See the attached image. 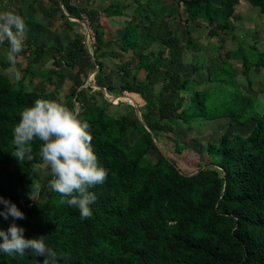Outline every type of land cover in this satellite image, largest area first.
Masks as SVG:
<instances>
[{"label": "trees", "instance_id": "obj_1", "mask_svg": "<svg viewBox=\"0 0 264 264\" xmlns=\"http://www.w3.org/2000/svg\"><path fill=\"white\" fill-rule=\"evenodd\" d=\"M216 1L173 3L183 8L184 25L199 19L208 26L206 38H212L228 30V20L240 0ZM244 1L264 15V0ZM50 2L55 12L61 11V5L70 17L65 0ZM166 8L163 4L158 10L149 8L151 19L143 25L134 22L139 17L135 7L122 26L117 43L131 59L117 71L131 82L115 88L105 84L103 75L97 80V85L108 92L136 94L143 101L144 112L138 123L125 116H109L85 90L76 91L81 85L77 77L75 88L64 96L62 105L70 110H74V102L78 103L75 114L89 123L93 150L108 172L102 185L90 189L97 196L90 205V218L81 219L78 209L60 203L62 197L47 187L51 174L36 191L38 196L44 195L43 201L27 195L28 186L33 181L38 184L37 166L44 163L39 156L42 142H33V159L20 163L11 155L15 151L13 129L26 107L33 106L37 99L49 98L24 86L29 65L19 81L0 74V196L25 214V219L15 221L0 217V229L6 231L14 222L25 229L26 239L44 236L45 243L57 253L56 264H264V115L255 111L252 97L239 92L235 71L226 62L239 60L245 76L252 67L264 69V52L250 47L245 54L237 45L224 53L225 61L220 66L208 63L204 67L205 82L213 86L196 89L190 78L197 68L191 66L187 73H179L178 68L183 52H197L200 46L185 26L180 29L181 44L173 40ZM121 11L122 7L115 4L102 9L107 18ZM92 30L93 43L101 45L100 31ZM153 42L161 48L150 50ZM23 43L28 49L26 41ZM44 49L43 45H34L28 53V64L44 60ZM49 51L51 56L60 52L56 47ZM95 66L101 72V64L95 62ZM140 70L144 78L139 81L136 73ZM49 79L46 76L47 82ZM158 85H171L169 92L177 97L166 100L154 91ZM258 92L264 96V81ZM172 119L187 129L192 123L217 119L251 125L244 136L222 134L215 143H206L204 154L213 168L198 167L189 175L159 150L154 162L145 160L150 148L156 149L152 139L159 133L172 132ZM132 133H137V138L129 143ZM44 259L30 250L23 256L0 252V264H43Z\"/></svg>", "mask_w": 264, "mask_h": 264}, {"label": "rangeland", "instance_id": "obj_2", "mask_svg": "<svg viewBox=\"0 0 264 264\" xmlns=\"http://www.w3.org/2000/svg\"><path fill=\"white\" fill-rule=\"evenodd\" d=\"M0 2L3 1L0 0ZM173 2L174 0H89L87 2L71 0L74 5L72 6L67 2L68 7L71 9L70 17H68L62 6L60 12H55L54 5L50 0H13L12 4H9V0H7V6L5 7L3 2L4 6L0 7V11H13L22 16L25 23L28 22V26L22 35L28 49H25L24 46L23 58L20 63L15 64L14 71L22 73L24 67L28 66L29 51L33 49L34 45H43L45 46L44 51L47 57L35 65H29V73L26 74L23 82L27 90L34 89L33 87L36 84L35 90L45 91L49 95V100L61 103L63 97L67 96L75 88L74 80L77 77L81 81V86L78 85V89L85 90L95 104L109 116L118 118L124 115L131 120H136L138 123L139 120L136 117L134 106L140 111L144 109L140 108L142 105H138L139 102L130 103V100L121 101L114 99V97L123 98L127 96L128 94L125 92L121 94L115 92L106 93L107 97L103 91L99 92L92 86L97 82L96 77L91 79L92 74L90 75L92 71H96L94 59L96 60L97 58L98 60L100 58L99 61H102V63L107 62L114 69L115 64L120 62L121 55L113 60L108 57L103 59L102 57H97L96 53L101 46L98 43H93L91 31L94 28H100L104 32L111 31L113 33V28L116 30L120 27L121 29L124 22L132 17L135 7L139 11V17H136L134 22L147 25L151 19L148 9L158 10L163 4L167 5L166 12L170 15L168 27L174 41L181 43L180 29L185 26L197 44L204 45L203 42L201 44L199 41H205L208 26L199 19L184 25L182 23L184 17L182 7ZM212 2L217 4L216 0H212ZM108 3L122 7L120 15L112 14L111 18L104 17L99 11ZM146 3L149 4L148 7ZM43 10L46 13H43ZM77 15L83 17V19H79ZM84 20L86 21L85 23ZM228 23V30L216 35V45L212 50L205 48L203 53L185 51L183 59L186 66H183L181 71L182 73H187L191 66L197 68L190 78L191 81L197 84L196 89H205L208 86H213L205 82L204 67L208 63L220 66L225 61L223 55L226 51H233L237 45H241L244 53L249 54L248 49L250 47L255 49L254 46L258 45L255 43H261L264 40V16L258 12L257 8L250 7L245 1L241 0L234 6L233 14L229 18ZM84 24L87 26V30ZM105 34L106 36L109 35L108 33ZM80 40H82L80 44L83 47L79 44ZM5 46H0V74L7 77L10 81H14V76L12 71H10L12 65L6 58L7 49L5 50ZM54 47L60 50L57 56H51L49 51V48ZM160 48L161 46L157 42H153L149 49L155 51ZM114 49L116 51L118 49L117 46ZM255 51L258 52L256 49ZM122 57L126 58L130 57V55L127 52ZM52 60L58 63L57 67L52 64ZM226 62L235 71L234 80L240 93H248V90L255 88L253 74L249 75L248 78L247 74L243 76L239 60L228 59ZM103 73L106 74L104 69ZM254 75L256 78L261 77L262 81H264V70H256ZM46 76L50 78L48 82L46 81ZM122 83L123 80L120 77L116 79L114 76L109 84L119 88ZM170 88L171 86H168V88L162 87L160 92L164 96L168 94L167 97L170 98ZM255 89L254 93H256ZM157 90L159 89L157 88ZM76 104L75 102V108ZM254 106L258 114L264 115V96L259 92L256 99H254ZM250 125V123L237 125L228 122L227 119H217L214 121H199V123L192 124V131H184L181 127L175 126L172 128L171 134L161 136L159 145L155 144L156 149L150 148L145 160L154 162L159 155V150L161 154L171 159L177 168L185 174L196 173L198 167L212 169L213 167L209 166V159L204 154V145L206 143H215L222 134H226L229 137L235 133L244 136ZM136 138L137 134L132 133L129 136V143H132ZM178 147L182 148V150H179ZM49 175L50 170L47 165L43 163L37 166L38 184L46 183ZM31 185L26 190L27 195L30 198L43 201L44 195L38 196L36 191L31 192Z\"/></svg>", "mask_w": 264, "mask_h": 264}, {"label": "clouds", "instance_id": "obj_3", "mask_svg": "<svg viewBox=\"0 0 264 264\" xmlns=\"http://www.w3.org/2000/svg\"><path fill=\"white\" fill-rule=\"evenodd\" d=\"M5 7L7 0H4ZM22 16L13 11H0V46L7 44L6 58L12 65L14 79L19 81L22 74L14 71L17 58L24 50L22 35L26 30ZM89 123L80 120L73 110L54 101L37 99L34 105L26 107L13 129L12 152L20 163L33 159L32 144L40 141L39 156L50 169L52 179L48 181L49 190L58 193L69 207L79 210L81 219L90 218L97 196L90 191L102 185L108 176L107 170L99 164L93 150V137ZM41 185L32 182L31 192L38 191ZM0 217L6 221L25 219V214L15 203L0 196ZM25 229L14 222L8 229H0V252L8 256H23L26 251L35 256L45 257L43 264H56L57 253L49 247L44 236L26 239Z\"/></svg>", "mask_w": 264, "mask_h": 264}, {"label": "crops", "instance_id": "obj_4", "mask_svg": "<svg viewBox=\"0 0 264 264\" xmlns=\"http://www.w3.org/2000/svg\"><path fill=\"white\" fill-rule=\"evenodd\" d=\"M1 1H3L4 2V0H1ZM64 1V0H63ZM82 1H84V2H87V1H89V0H81V2ZM106 1V0H105ZM241 1V0H240ZM242 1H244V0H242ZM3 2H0V7L2 6H4L3 5ZM65 2L67 3H69L70 5H74V4H72L71 3V0H65ZM13 3V0H9V4H12ZM108 4H110V3H108ZM107 4V5H108ZM106 5V6H107ZM15 7H16V5H14ZM105 6V7H106ZM167 6V5H166ZM104 8V7H103ZM103 8H101L100 9V13L103 15V13H102V9ZM182 10H183V8H182ZM104 16V15H103ZM262 16H264V15H262ZM105 17V16H104ZM114 29V31H113V33H111V31H106V32H104V31H102L100 28H97V30L98 31H100V33H101V47H100V50H98L97 51V53H96V56L97 57H102V59L103 58H109V59H115V58H117L118 56H120L121 55V58L119 59L120 60V62L118 63V64H115V67H114V69L113 68H111L110 67V64H108L107 62L106 63H102V61H99L100 60V58L97 60V58H96V60L94 59V62H98V63H100L101 64V72H98V70H97V66H95L96 67V71H92L91 73H90V75H91V79H94L95 77H96V81L99 79V77L98 76H104V79H103V77H101L102 79H103V81L105 82V84L107 85V86H111V87H114L113 85H110L109 83H110V81H112L113 80V78H114V76L116 77V79L118 78L119 79V77H120V79L121 80H123V83L122 84H120L121 86H124V85H126V84H129L130 82H131V79L130 78H126V77H124L123 75H121L118 71H117V67L118 66H120V65H122V64H124V63H126V62H128L130 59H131V55H130V53H129V55H130V57H126V58H124V57H122V56H124V55H126L127 54V52H122V51H120V49H119V44L117 43V40L119 39V37L122 35V32H123V30H122V28L120 29V27H118V29H116L115 30V28H113ZM120 30V31H119ZM105 33H108L109 35L108 36H106V34ZM216 38L217 37H212V38H206L205 39V41H199V43H201V42H203L204 43V45H199L200 47L198 48V51L196 52V53H203V51H204V49L205 48H208L209 50H212L213 48H214V46L216 45V43H215V41H216ZM23 39V38H22ZM24 41V40H23ZM176 43H178V42H176ZM178 44H181V43H178ZM202 44V43H201ZM255 44H258V45H255L254 47H255V49L258 51V52H264V40L260 43H255ZM115 46H117V48L118 49H116V51H115ZM5 50H6V47H5ZM118 50V51H117ZM184 54H185V51L183 52V54H182V63H181V65L179 66V68H178V71H179V73H182V69H183V66H186V65H184L185 63H184V59H183V57H184ZM112 55V56H111ZM25 56H27V55H25ZM104 56V57H103ZM22 58H23V54H19V56H18V58H17V61H16V63H20L21 62V60H22ZM25 61V60H24ZM133 64H134V61H133ZM132 64V65H133ZM25 65H26V61H25ZM24 65V66H25ZM28 65H31V64H28ZM35 65V64H34ZM132 65L131 66H129L128 68H131L132 67ZM240 65V64H239ZM25 68V67H24ZM103 69H104V71L106 72V74H104L103 73ZM251 71H248V73H247V78H248V76L249 75H251V74H253V78H254V81H255V83H254V86H255V88L257 87V89H255V91H256V93H254L253 91H254V89L253 90H248V93H241L242 95H244V96H250V97H252L253 99H256V96H258V90L260 89V86H261V84L263 83V81H262V78L260 77V78H256V76L254 75V72L256 71V70H264V69H262V68H258V67H252L251 69H250ZM190 71V70H189ZM188 71V72H189ZM184 73V72H183ZM144 78V72L143 71H138L137 73H136V80H142ZM264 79V78H263ZM14 81H16V80H14ZM257 81V82H256ZM23 82H24V80H23ZM252 84H253V82H251ZM24 84V83H23ZM36 86V84L34 85V89H32V90H30V91H34V92H37V93H42V94H47L48 95V93L47 92H45V91H42V92H40V91H37V90H35V87ZM81 86V85H80ZM95 89H97L99 92H101L102 90H103V92H104V94H105V96H107L108 97V95L107 94H111V92H108L104 87H100V86H98L97 85V82H96V84H94V85H92ZM171 86V85H170ZM253 86V87H254ZM162 87H165V88H168L167 86H161V85H158V86H155L154 87V91H157V92H160V89L162 88ZM41 88V87H40ZM79 88V86H77L76 87V91H78V90H80V89H78ZM157 88L159 89V90H157ZM156 89V90H155ZM170 90V89H169ZM107 93V94H106ZM126 93V92H125ZM128 95H127V97L128 96H131L132 98H133V100H135L134 102H139L138 103V105L140 104V105H142L140 108H144V103H143V101L136 95V94H130V93H127ZM160 94L162 95V96H164V94L162 93V92H160ZM169 94H170V98H168L167 96H168V94L165 96V99L166 100H171V99H173V98H176L177 97V95H174V94H172V93H170L169 92ZM121 96V95H120ZM48 97H49V95H48ZM114 99H120V98H118V97H114ZM138 100V101H137ZM63 101H64V97H63V99H62V101H61V103L60 104H62L63 103ZM133 102V103H134ZM141 102H142V104H141ZM186 106V100H184V102H183V108ZM78 108H79V105H78V103L76 104V108H75V102H74V112L76 113V111L78 110ZM135 109L137 110V112H138V115H139V119H140V114L141 113H143L144 112V109H142L141 111L139 110V109H137V107H135L134 106V111H135ZM121 116H124V115H121ZM128 118V117H127ZM136 121V120H135ZM171 122H172V128H174L175 126H178V127H181L184 131H192L193 130V128H192V124H195V123H192L191 125H189L188 127H189V129H187L184 125H181L180 123H178L177 122V120H174V119H172L171 120ZM144 129H145V127H144ZM146 130V129H145ZM173 130V129H172ZM147 131V130H146ZM137 134V133H136ZM169 134H171V133H168V134H161V133H159L158 134V136L155 138V139H152V142H153V144L155 145V144H157V145H159V140H160V138H161V136H163V135H169ZM156 146V145H155ZM182 150V149H181ZM149 152V151H148ZM191 174H193V173H191Z\"/></svg>", "mask_w": 264, "mask_h": 264}, {"label": "bare ground", "instance_id": "obj_5", "mask_svg": "<svg viewBox=\"0 0 264 264\" xmlns=\"http://www.w3.org/2000/svg\"><path fill=\"white\" fill-rule=\"evenodd\" d=\"M119 100H121V101H129L130 100V103H133L134 101L131 99V98H129V97H123V98H120Z\"/></svg>", "mask_w": 264, "mask_h": 264}, {"label": "water", "instance_id": "obj_6", "mask_svg": "<svg viewBox=\"0 0 264 264\" xmlns=\"http://www.w3.org/2000/svg\"><path fill=\"white\" fill-rule=\"evenodd\" d=\"M84 27H85V29L87 30V26L84 24ZM103 91V90H102ZM135 114H136V117H137V119L140 121V119H139V115H138V112H137V110L135 109ZM146 130H147V128H145ZM148 131V130H147Z\"/></svg>", "mask_w": 264, "mask_h": 264}, {"label": "built area", "instance_id": "obj_7", "mask_svg": "<svg viewBox=\"0 0 264 264\" xmlns=\"http://www.w3.org/2000/svg\"><path fill=\"white\" fill-rule=\"evenodd\" d=\"M59 8L61 9V5H59ZM81 18L83 19V17L80 16V19H81ZM85 22H86V21L84 20V23H85Z\"/></svg>", "mask_w": 264, "mask_h": 264}]
</instances>
